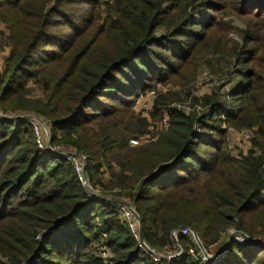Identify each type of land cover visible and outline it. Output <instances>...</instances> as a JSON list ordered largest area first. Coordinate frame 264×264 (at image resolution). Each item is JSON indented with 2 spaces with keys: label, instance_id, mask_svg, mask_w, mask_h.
<instances>
[{
  "label": "trees",
  "instance_id": "trees-1",
  "mask_svg": "<svg viewBox=\"0 0 264 264\" xmlns=\"http://www.w3.org/2000/svg\"><path fill=\"white\" fill-rule=\"evenodd\" d=\"M75 1L89 10L98 0ZM220 1L219 11L248 18L233 55L242 68L227 101L203 97L198 117L168 110L167 127L145 142L146 118L132 114L134 101L179 77L217 7L202 15V0H125L100 24L90 16L67 20L69 36L59 20L73 0H47L49 8L43 0H0L8 32L0 37L9 49L0 113L45 119L49 145L82 156L97 192L89 198L71 164L37 148L29 121L0 118V264H264V246L256 244L264 242V0ZM75 34L81 45L69 42ZM28 82L41 98L24 100ZM163 109L154 104V115ZM204 120L255 128L254 150L233 157L220 129ZM119 201L132 205L155 253L172 249L170 233L186 228L205 251L218 244L213 259L185 254L153 262L119 222ZM229 231L243 243L232 238L222 253ZM101 234L107 263L91 253ZM176 244L197 254L190 233H178Z\"/></svg>",
  "mask_w": 264,
  "mask_h": 264
},
{
  "label": "rangeland",
  "instance_id": "rangeland-1",
  "mask_svg": "<svg viewBox=\"0 0 264 264\" xmlns=\"http://www.w3.org/2000/svg\"><path fill=\"white\" fill-rule=\"evenodd\" d=\"M124 1L125 0H98L97 4L88 10L86 9L87 7L77 6L76 1L73 0V3L61 7L66 19L59 21L62 25L67 23V20H71L73 23H78L81 17L90 16L97 24H100L106 11L114 5H117L119 8L122 4L124 5ZM168 1L169 0H165V4ZM202 2L204 3V7L201 8L202 15H209L210 7L218 8L219 6L223 8L220 0H202ZM43 5L45 8H49L53 5V2L49 3L47 0H43ZM219 10L220 9L218 8L214 13L213 21L211 22L210 20V22H208L210 28L206 33L204 40L196 49L194 59L180 67L181 70L179 77L172 78L167 83L165 82L155 85L134 101L130 109L132 114L142 119L146 118L144 119L147 124L145 129L146 132L143 135L145 142L155 140L159 134L163 132L164 127L163 124H161V121L162 119L168 118V110L174 109L185 116L198 117L203 113V106L200 104L203 97H210L214 94H218L220 102L224 100L227 101L226 94L229 88L234 84L233 76L235 72L242 68L236 67L233 55L236 49L239 51L241 49L239 32L243 29L242 22H246L248 18L239 19L238 17L228 16L224 9H221V11ZM0 32L1 34H4L5 37L8 36L7 28L2 24H0ZM61 32H66L69 36L71 34L67 31V27L64 25ZM92 36H94V32L89 37ZM88 40L89 39L87 38V41ZM82 41L83 38L76 34L74 38L69 40L70 43H77L78 45H81ZM4 44V41H1L0 37V73L3 70L5 59L7 58L9 51L8 47ZM59 55L60 54L57 53V56ZM25 91L24 100L29 102H33V100L39 99L42 96L38 87L32 82L26 84ZM151 92H153V96L146 97V95ZM146 102H148V104ZM156 103L161 108H164L159 117L155 116L153 113V105ZM143 105H146L147 108H149L147 111L148 114L145 117L137 112V110H140ZM204 122L205 124H208V126L220 129L223 133V136L220 138L223 140L227 150L233 157L237 158L240 153L245 154L248 151L254 150L252 143L255 140V128L239 129L225 121L209 122L208 120H204ZM165 126L167 127V123ZM246 134L252 136L250 141H246L242 138V136H245ZM101 219L102 217L98 219L99 222L102 221ZM232 233L234 232L229 231L228 236ZM232 238L238 243H243L237 235H232ZM256 243H258V241ZM216 246H218V244L216 245L214 243L208 246L209 254L211 253L210 255H213ZM223 246L221 250L223 249ZM91 253L95 258L104 260L102 259L104 258L102 253L98 254L96 250L91 251ZM104 262L107 263L108 259Z\"/></svg>",
  "mask_w": 264,
  "mask_h": 264
},
{
  "label": "built area",
  "instance_id": "built-area-1",
  "mask_svg": "<svg viewBox=\"0 0 264 264\" xmlns=\"http://www.w3.org/2000/svg\"><path fill=\"white\" fill-rule=\"evenodd\" d=\"M147 96H153V92L149 93ZM148 104V102H146ZM149 108H147L146 105H143V107L140 110H137V112L145 117L148 114ZM0 115H2L0 113ZM33 116V115H30ZM24 117V116H23ZM22 116H15L14 118H20L23 119ZM35 117V116H33ZM37 118V117H35ZM40 122L36 121V120H27L30 122L31 124V128L35 137V142L37 145V148L43 152V153H48L54 156H58L61 159H63L64 161L68 162L69 164L72 165L74 172L76 174L77 180L80 182L81 186H83V188L88 192H90L91 194H93L94 196H96V194L94 192H91L88 182H87V177L85 176L84 172H83V161L84 158L80 155H76L74 153L71 152H66L64 149L59 148V147H51L50 145L47 146L46 142H47V135L46 132H48V127H47V121L43 118H37ZM15 120V119H14ZM162 124L163 127L165 128L166 126V120L162 119ZM49 133V132H48ZM242 138L246 141H250L252 139V136H250V134H246L245 136H242ZM131 146H137L139 145L138 141H133L130 140L129 141ZM89 196V195H88ZM89 198H94L89 196ZM121 203H123L124 205H117L115 203V211L118 213L119 215V222L122 224H125L129 234L131 235L132 239L135 241L136 244V248L137 250H139L141 253L149 256V258L153 261V262H159L161 260L169 262L171 259L175 258V257H179L181 255H189L190 257L194 258V257H199L201 261H209L212 260V255L209 254V251H205L204 249V253L205 255H203L201 252H197V254H194V252L192 250H188L187 253H183L182 250L179 249V246L177 244H175V242L173 241L172 237H175L176 241H177V234L179 233L180 235H187L189 234V230H187L186 228H182L180 230H176V231H172L170 233V238L171 241L174 243V247L172 249H169L168 247H164L162 252L157 254L155 253L153 250H151L143 241V239L141 240L139 238L138 235V221L135 219L134 217V213H136L132 207V205L129 202H123V201H119ZM108 204L112 205V203L108 202ZM191 235V234H190ZM192 237V236H191ZM105 239V234H101L100 238H99V243L96 245L95 249L98 254L102 253V255L104 256V260H102L103 262L106 261L111 255L108 253V251L106 250V248L103 245V241Z\"/></svg>",
  "mask_w": 264,
  "mask_h": 264
},
{
  "label": "water",
  "instance_id": "water-1",
  "mask_svg": "<svg viewBox=\"0 0 264 264\" xmlns=\"http://www.w3.org/2000/svg\"><path fill=\"white\" fill-rule=\"evenodd\" d=\"M0 118L1 119H8V120H14V119H16V118H14V117H7V116H4V115H0ZM23 119L24 120H36V121H38V122H40L37 118H35V117H33V116H30V115H27V116H24L23 117ZM46 135H47V142H46V145L47 146H49V133L48 132H46ZM83 166H84V161H83ZM89 196H91V197H95L93 194H91L90 192H88L87 193ZM117 205H124L123 203H121V202H117L116 203ZM134 217H135V219L138 221V235H139V238L142 240V231H141V225H140V220H139V216L136 214V213H134ZM178 230H180V229H178ZM190 234H191V236H192V239H193V241H194V243H195V245H196V247H197V249H198V251L199 252H201L203 255H205V253H204V250H203V247H202V245H201V243H200V241H199V239H198V237L196 236V234L193 232V231H190ZM232 235H237V236H239V237H242V234L241 233H232V234H230L229 236H228V238L226 239V241H225V244H224V246H223V249L221 250V252L223 253L224 251H225V247L227 246V244L232 240ZM172 239H173V241L175 242V244H176V239H175V237H172ZM256 244H259V245H261V246H264V243H256ZM179 249L181 250V248L179 247ZM166 259V258H165ZM164 259V260H165Z\"/></svg>",
  "mask_w": 264,
  "mask_h": 264
}]
</instances>
